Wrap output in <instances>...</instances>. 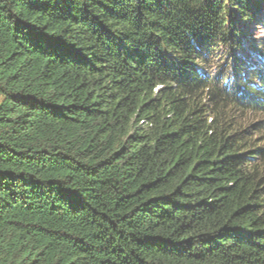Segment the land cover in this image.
I'll list each match as a JSON object with an SVG mask.
<instances>
[{"label":"trees","instance_id":"16d2710c","mask_svg":"<svg viewBox=\"0 0 264 264\" xmlns=\"http://www.w3.org/2000/svg\"><path fill=\"white\" fill-rule=\"evenodd\" d=\"M252 24L264 0H0V264H264Z\"/></svg>","mask_w":264,"mask_h":264},{"label":"rangeland","instance_id":"374dc122","mask_svg":"<svg viewBox=\"0 0 264 264\" xmlns=\"http://www.w3.org/2000/svg\"><path fill=\"white\" fill-rule=\"evenodd\" d=\"M245 38L248 40H262L264 39V30L261 27H258L254 24L251 25L250 29L246 30ZM258 54L253 52L252 56L250 57V66L254 65L256 62ZM246 59V60H248ZM260 62L264 64V57H260ZM2 101V96L0 95V103Z\"/></svg>","mask_w":264,"mask_h":264}]
</instances>
